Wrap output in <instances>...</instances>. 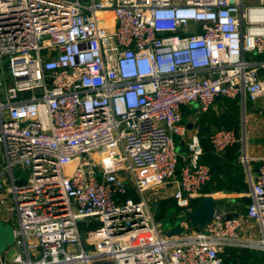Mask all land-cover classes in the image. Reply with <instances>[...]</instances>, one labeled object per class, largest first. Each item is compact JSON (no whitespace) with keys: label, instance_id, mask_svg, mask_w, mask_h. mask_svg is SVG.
I'll return each instance as SVG.
<instances>
[{"label":"built area","instance_id":"2783aa9c","mask_svg":"<svg viewBox=\"0 0 264 264\" xmlns=\"http://www.w3.org/2000/svg\"><path fill=\"white\" fill-rule=\"evenodd\" d=\"M0 67V217L13 227L0 264H224L229 247L264 252V157L245 219L214 212L188 231L211 167L182 109L264 96V0H0ZM239 141L234 128L210 135L217 152ZM172 184L183 230L167 236L150 196ZM247 218L260 238L243 235Z\"/></svg>","mask_w":264,"mask_h":264},{"label":"crops","instance_id":"0c3cea01","mask_svg":"<svg viewBox=\"0 0 264 264\" xmlns=\"http://www.w3.org/2000/svg\"><path fill=\"white\" fill-rule=\"evenodd\" d=\"M227 98L228 100L226 96L217 97L206 112H201L197 103L183 106V117L186 126L190 123L189 132H196L200 136L202 145H204L202 160L211 167V178L204 187V195L212 194L217 205L222 206L226 213L231 212L232 216H242L245 219L248 205L252 201L250 196L252 184L262 163L260 158L264 157V96L257 101H252L248 97L244 101L242 97ZM235 105L240 110L238 119L235 118L232 121L230 113L233 112ZM197 121L198 124L195 126ZM226 127L236 129L240 141L227 147L223 152H217L210 142V135L216 129ZM177 143L181 146V153L185 152V142L179 136L176 137ZM175 187V184L163 186L159 188V195L154 196L153 199L151 196L150 198L154 204H158L160 200L169 205L175 204L178 212L179 208L173 197ZM177 212L168 216L171 222L170 227L179 222ZM188 224V231L194 229L189 221ZM242 232L245 237L260 238L259 222L247 218ZM249 251L255 253H250L252 256L248 264H264V259L262 260L264 252L248 250L245 251V255Z\"/></svg>","mask_w":264,"mask_h":264},{"label":"water","instance_id":"95a60500","mask_svg":"<svg viewBox=\"0 0 264 264\" xmlns=\"http://www.w3.org/2000/svg\"><path fill=\"white\" fill-rule=\"evenodd\" d=\"M221 97V96H219ZM218 97V98H219ZM198 121L195 123L197 126ZM187 127H190V123L187 124ZM214 212H222L225 214V217L228 219L232 217L233 213H226L223 210L222 206H218L216 201L214 200L212 194H206L203 196L201 201L192 209L189 214L188 220L190 222L191 227L195 230H200L204 227L208 222H210ZM183 230L182 225L178 222L174 224L173 227H169L166 230L167 236H173L181 233ZM13 227L9 222H4L0 217V253L6 250V248L13 244ZM94 264H112L111 260H105L96 262Z\"/></svg>","mask_w":264,"mask_h":264},{"label":"rangeland","instance_id":"374dc122","mask_svg":"<svg viewBox=\"0 0 264 264\" xmlns=\"http://www.w3.org/2000/svg\"><path fill=\"white\" fill-rule=\"evenodd\" d=\"M8 64V61H4L3 62V65H7ZM10 80V77L8 76V72L6 70H2L1 67H0V92H2L4 86L9 82ZM241 126V125H240ZM242 127V126H241ZM240 128V127H239ZM176 149H177V152L181 153V146H179V143L176 144ZM15 170V174L16 176H19V175H25V176H28L30 174V170H23L21 171L19 168L17 167H14L13 168ZM162 186H159L155 189H153V191H151V197L153 199L154 196H157L160 194V190L159 188H161ZM130 194H133V192H131ZM152 212H153V215L155 216V219L159 222H161L162 224V228L163 230H167L169 227H170V224L171 222L168 220V216L171 214V216L176 213V205L175 204H172V205H169V203H166V202H163V200H160L158 204H154L152 206ZM178 213V212H177ZM193 230V229H192ZM191 229L189 230L190 232L192 231ZM84 236V235H83ZM84 239V237H83ZM240 250H242L243 253H245V251H248V250H255V251H258L260 253H263L262 250L260 249H256L250 245H248V247L246 246H240L238 247ZM12 249L9 250L8 252V257L6 260H11L12 259ZM264 254V253H263Z\"/></svg>","mask_w":264,"mask_h":264},{"label":"trees","instance_id":"16d2710c","mask_svg":"<svg viewBox=\"0 0 264 264\" xmlns=\"http://www.w3.org/2000/svg\"><path fill=\"white\" fill-rule=\"evenodd\" d=\"M226 100H228L227 97H226ZM233 107H234V110L232 113H230V119H232V121L235 118L238 119L239 110H240V108L237 105ZM227 127H231V126L227 125ZM133 197L134 199L137 198L136 195ZM199 202H200V199L195 200L193 203V206L195 207ZM250 253H255V252L249 251V253L245 255V253H243L242 250H240L238 247H229L224 251V254L222 255L224 257V264H248V262L250 261V256H252L250 255ZM263 259H264V256H262V260Z\"/></svg>","mask_w":264,"mask_h":264}]
</instances>
